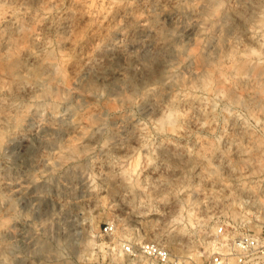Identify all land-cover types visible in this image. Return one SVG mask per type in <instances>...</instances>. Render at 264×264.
<instances>
[{
    "label": "rangeland",
    "instance_id": "obj_1",
    "mask_svg": "<svg viewBox=\"0 0 264 264\" xmlns=\"http://www.w3.org/2000/svg\"><path fill=\"white\" fill-rule=\"evenodd\" d=\"M263 203L264 0H0V264H204Z\"/></svg>",
    "mask_w": 264,
    "mask_h": 264
},
{
    "label": "built area",
    "instance_id": "obj_2",
    "mask_svg": "<svg viewBox=\"0 0 264 264\" xmlns=\"http://www.w3.org/2000/svg\"><path fill=\"white\" fill-rule=\"evenodd\" d=\"M104 232L115 233V225L107 223ZM117 250L129 264H197L186 255L173 252L160 238L146 240L122 236L117 241ZM204 264H264V230L237 229L234 224L219 223Z\"/></svg>",
    "mask_w": 264,
    "mask_h": 264
},
{
    "label": "bare ground",
    "instance_id": "obj_3",
    "mask_svg": "<svg viewBox=\"0 0 264 264\" xmlns=\"http://www.w3.org/2000/svg\"><path fill=\"white\" fill-rule=\"evenodd\" d=\"M216 8V7H215ZM228 16V15H227Z\"/></svg>",
    "mask_w": 264,
    "mask_h": 264
}]
</instances>
